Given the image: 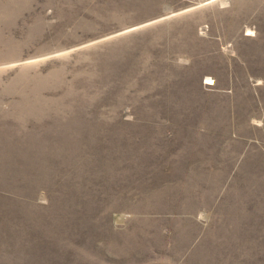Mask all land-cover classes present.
Masks as SVG:
<instances>
[{
    "label": "rangeland",
    "instance_id": "rangeland-1",
    "mask_svg": "<svg viewBox=\"0 0 264 264\" xmlns=\"http://www.w3.org/2000/svg\"><path fill=\"white\" fill-rule=\"evenodd\" d=\"M0 264H264V0H0Z\"/></svg>",
    "mask_w": 264,
    "mask_h": 264
}]
</instances>
